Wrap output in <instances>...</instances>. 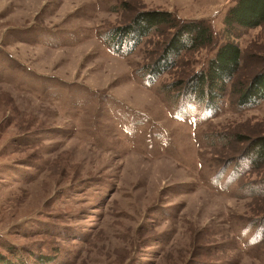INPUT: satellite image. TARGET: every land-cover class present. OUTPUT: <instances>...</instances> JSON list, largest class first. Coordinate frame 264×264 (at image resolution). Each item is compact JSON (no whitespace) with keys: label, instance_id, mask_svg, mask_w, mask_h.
I'll return each mask as SVG.
<instances>
[{"label":"rangeland","instance_id":"1","mask_svg":"<svg viewBox=\"0 0 264 264\" xmlns=\"http://www.w3.org/2000/svg\"><path fill=\"white\" fill-rule=\"evenodd\" d=\"M232 2L0 0L5 262L264 264V165L237 158L264 134V100L238 107L231 91L260 67L264 22L228 34ZM145 9L204 20L216 44H239L243 65L214 110L159 91L204 67L214 44L148 83L135 68L154 60L171 23L130 54L105 43Z\"/></svg>","mask_w":264,"mask_h":264},{"label":"trees","instance_id":"2","mask_svg":"<svg viewBox=\"0 0 264 264\" xmlns=\"http://www.w3.org/2000/svg\"><path fill=\"white\" fill-rule=\"evenodd\" d=\"M223 22L228 34L237 27L255 28L264 22V0H233L225 11ZM171 23L174 31L163 41L154 60L136 67V73L148 83L177 65L183 52L214 44V52L204 67L194 74L174 78L159 84V91L165 98H179L194 102L206 110H214L225 97L227 86L232 82L243 65L244 53L239 44L231 38L215 43L209 25L201 19L187 21L172 18L170 11L145 9L136 12L128 23L103 33L105 43L116 54L132 53L148 35L158 31L160 25ZM238 107L252 106L264 100V58L259 69L246 83H233L232 90ZM238 159L247 161L252 167L264 165V134L250 139ZM53 256L37 255L41 262L52 260ZM0 254V262H5ZM13 264L15 262H5ZM25 262H23L24 264ZM17 264V263H15Z\"/></svg>","mask_w":264,"mask_h":264}]
</instances>
